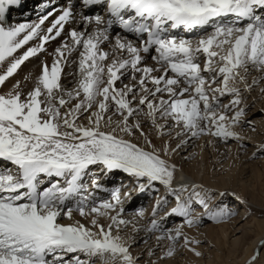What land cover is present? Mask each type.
<instances>
[{"label":"snow or ice","instance_id":"6c2138e0","mask_svg":"<svg viewBox=\"0 0 264 264\" xmlns=\"http://www.w3.org/2000/svg\"><path fill=\"white\" fill-rule=\"evenodd\" d=\"M24 4L0 0V264L202 258L185 227L230 223L227 198L243 201L179 179L177 157L234 142L264 160L248 105L264 99V0H40L11 22ZM117 174L128 182L104 183ZM144 196L150 214L126 211Z\"/></svg>","mask_w":264,"mask_h":264},{"label":"bare ground","instance_id":"6f19581e","mask_svg":"<svg viewBox=\"0 0 264 264\" xmlns=\"http://www.w3.org/2000/svg\"><path fill=\"white\" fill-rule=\"evenodd\" d=\"M39 2L40 0H25L23 15L31 13L27 18L32 20V13L38 8ZM52 43L55 45V42ZM49 51H52V48H49ZM46 59L49 63L51 62V57H47ZM36 62V58H32L30 62H26L27 67L22 66V71H18L16 77L12 79L22 78V75L28 71H34ZM259 100L263 102L261 103ZM248 105L252 109L250 113L254 109H257V106L264 105V99H261L258 91L254 92L249 98ZM253 121L258 131L264 130V122H260L255 118ZM200 143H203V141ZM219 151L211 147L206 149L193 147L190 149L193 158L187 161H181L177 157L178 167L182 166L184 169L182 174H178V178L202 182L206 187L213 189H225L229 185L234 186L235 190L239 192L243 203L235 201L232 197V201L234 202L231 205H233L232 208H235L240 215L225 225H216L204 220L200 227L192 229L185 227L184 231L189 237H193L194 235L198 236L197 239L201 242L198 249L204 254L203 257H193L186 249L178 246L175 255L168 259L166 264H243L244 260L251 257L253 249L259 243L260 239L264 237V200L259 198L256 190L252 187L253 185L251 186V184L240 178V164L235 163V168L232 166L231 159L227 163H223L222 161L225 158H223L224 156L222 154H219ZM184 155H189V153H184ZM210 158L214 161L212 164L209 162ZM261 166L264 168V160H262ZM262 172H260V169L253 171L255 181L259 186L261 185ZM121 181L128 182V177L125 174H117L112 179L104 181V183L112 185L119 184ZM151 204L152 201L147 196L136 197L134 198L133 204L126 205V211L143 205L147 209L146 214H150ZM197 210L201 211L199 208ZM250 214L254 215L253 218L246 220ZM259 215L261 219H256ZM176 220H178L176 223H182L180 218ZM143 237L144 233H140L135 246L136 252H146L149 246H155L154 239L150 240L149 244H144ZM147 259L148 257L145 255L141 260V264H145ZM152 259H155V257H152Z\"/></svg>","mask_w":264,"mask_h":264},{"label":"rangeland","instance_id":"374dc122","mask_svg":"<svg viewBox=\"0 0 264 264\" xmlns=\"http://www.w3.org/2000/svg\"><path fill=\"white\" fill-rule=\"evenodd\" d=\"M34 71H35V68H34ZM259 102L262 103L263 101L259 100ZM256 108L257 109H254L253 112H251L249 114V119L253 120L255 118V119L259 120L260 122H264V120L261 121V119H264V105L263 106L259 105V107L257 106ZM256 110H257V113H256ZM250 111H252V109H250ZM229 146L231 147V151L228 150ZM229 146H224L223 144L218 145L217 150H220L219 154H222L224 156L223 158H225L222 162L227 163L228 160L231 159L232 166H234L235 168H236L235 163L240 164V178L243 179L245 182L251 184V186L253 185L252 187L256 190L259 198L264 200V175H263L264 174V170H263L264 168L261 166L262 160L253 161V160L249 159L250 153L246 155L243 151H241L239 153V158H237L238 152H237L236 146L234 145V142H232ZM209 162H210V164H212L214 161H212L210 158ZM256 169H260V172L263 171L261 173L262 174V180H261L260 186L256 183L254 173H253V171ZM225 189L235 190L234 186H232V185H229ZM235 191L239 194V192L237 190H235ZM235 201H237V200H235ZM232 202H234V201H232V197H228L227 203L229 204L230 207H233V205H231ZM199 210H201V209H199ZM253 216H254L253 214L248 215L246 220H251L253 218ZM256 219H261V216L259 215ZM177 221L178 220H176V222ZM205 221H208L209 223H213L212 221H209L206 219H205ZM247 223H248V221H247ZM222 225H225V224H222ZM193 238L197 239L198 236L194 235ZM200 245H201V243H200ZM260 251H261V254L264 255V249H261ZM190 254H192V253H190ZM192 256L195 257L193 254H192Z\"/></svg>","mask_w":264,"mask_h":264}]
</instances>
